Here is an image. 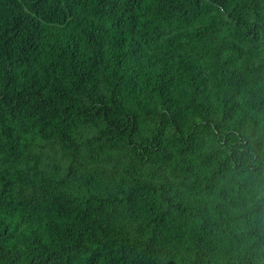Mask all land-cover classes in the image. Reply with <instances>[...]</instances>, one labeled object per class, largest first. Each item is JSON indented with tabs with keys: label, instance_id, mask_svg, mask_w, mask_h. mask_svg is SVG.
I'll return each mask as SVG.
<instances>
[{
	"label": "trees",
	"instance_id": "1",
	"mask_svg": "<svg viewBox=\"0 0 264 264\" xmlns=\"http://www.w3.org/2000/svg\"><path fill=\"white\" fill-rule=\"evenodd\" d=\"M0 264H264V0H0Z\"/></svg>",
	"mask_w": 264,
	"mask_h": 264
}]
</instances>
